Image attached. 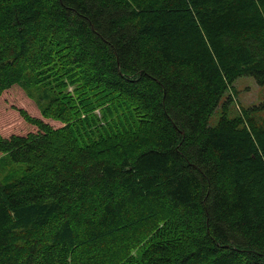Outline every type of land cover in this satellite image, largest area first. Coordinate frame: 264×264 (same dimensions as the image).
<instances>
[{
  "label": "trees",
  "instance_id": "1",
  "mask_svg": "<svg viewBox=\"0 0 264 264\" xmlns=\"http://www.w3.org/2000/svg\"><path fill=\"white\" fill-rule=\"evenodd\" d=\"M240 77L264 85V0H0V264H264Z\"/></svg>",
  "mask_w": 264,
  "mask_h": 264
},
{
  "label": "rangeland",
  "instance_id": "2",
  "mask_svg": "<svg viewBox=\"0 0 264 264\" xmlns=\"http://www.w3.org/2000/svg\"><path fill=\"white\" fill-rule=\"evenodd\" d=\"M233 88L235 91L232 96L233 101L231 102V104H229L227 109V116L229 118H235L239 116L242 108H246V109L255 108L253 112L255 115H257L258 117L259 115L264 116V85L262 86L258 85L252 77H240L235 80L233 84ZM15 92H17L18 94L20 93L23 96L22 92L18 88L15 90ZM17 93H14V91H10L6 95L8 97H6L5 100L8 104H5L6 108L5 106H3L4 108H1L2 112L3 110L6 112L10 110V108L13 105L9 104L11 103L9 101L11 97L14 95L16 96ZM226 98H227V94L223 96V98L220 101V105L215 109V111L210 116L208 120L209 126L213 127L218 123L219 118L221 116V106ZM27 100L29 99L27 98ZM29 102L31 103V107L29 106V110L30 108L34 110L35 104L31 100H29ZM19 106L23 107V104H19L18 107ZM4 118L0 117V135L2 136L5 135L8 132V130L12 129L13 126L15 125V122L14 123H10V121L6 122L9 119L8 118L4 119ZM50 126L53 128H58L60 127V124L50 122Z\"/></svg>",
  "mask_w": 264,
  "mask_h": 264
}]
</instances>
